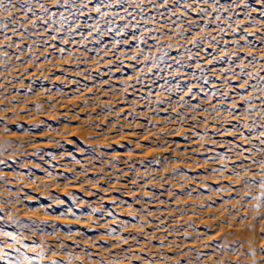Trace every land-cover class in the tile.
Returning a JSON list of instances; mask_svg holds the SVG:
<instances>
[{
    "label": "rangeland",
    "instance_id": "1",
    "mask_svg": "<svg viewBox=\"0 0 264 264\" xmlns=\"http://www.w3.org/2000/svg\"><path fill=\"white\" fill-rule=\"evenodd\" d=\"M43 2L57 13L53 16L56 23L47 25L50 31H45L41 21H36L38 27L33 28L30 19L19 29L20 34H14L11 26L6 34L0 32V161H3L0 176L4 178L0 181V209L7 214L6 219L27 223L30 227L40 225L42 232L33 234L7 223H0V227L21 231L29 242L44 245L45 249L51 245L58 254L64 245L72 255L103 264L111 260L123 264L124 258L131 264L148 261L260 264L264 259L261 255L264 219H260L264 217V207L256 211V201L245 204L242 197L249 191L244 187V180L253 178V173L258 180L261 169L250 161L245 162L243 167L235 169L241 173L237 178L231 174L232 163L242 161L243 157L235 151L224 153L219 145L212 144L213 140L222 141L227 148V138L214 133L231 131V125L240 124L244 134L251 135V142L241 139L236 142L249 148H264L256 135L264 132V116L255 111L264 108L261 103L264 93L259 91V81L255 78L264 77V41L260 39L264 32L247 27L259 20L258 14L249 16L242 8L234 12L213 10L211 15L221 16L217 22L211 15L201 18L196 12L184 13L187 5L176 8L174 0H169L168 11L164 7L153 8L148 0H143L142 6L147 11L141 13L130 3L132 14L125 20L119 19L124 15L122 11L105 9L117 16L111 27H119L121 34L107 33L109 25L95 13L87 21L80 16L61 25L59 13L73 17L74 10L68 13L63 8H55L53 0ZM221 3L228 5L230 0H221ZM249 3L256 6L255 0ZM35 7L41 16H46L38 4ZM192 7L207 8L208 5L192 4ZM173 8L175 12L170 16ZM6 16L7 13H0V19ZM225 17H231V21ZM18 19L23 17L18 14ZM236 21L247 32H254L248 40L256 45L255 49L240 38L245 33L228 31L230 22L237 27ZM86 24L99 26L107 34L100 36L94 32L88 36ZM190 24L193 38L215 36L216 40L210 43L204 39L202 47H192L188 40L181 39V35L189 33ZM73 25L80 26L79 30L73 31ZM61 27L64 30L58 31ZM257 27L264 29V24ZM149 28L155 32L146 31ZM25 29L29 30L26 34ZM80 32L84 33L83 37ZM133 33L137 41L163 34L159 44L173 46L171 50L164 48L168 56L157 61L163 71L152 68L149 72L146 65L151 66L153 61H144L142 57L139 63L128 59V56H138L140 48L154 57L162 55L159 45L154 46L151 40L147 45L139 43L129 48ZM5 35L11 39H5ZM53 35L57 37L55 41L51 40ZM65 40L69 43H63ZM117 40L124 43L116 47ZM10 43L12 47H8ZM50 44L65 48L63 56L48 47ZM105 44L112 49L106 54L102 47ZM225 48L227 57L222 50ZM189 49L192 60L188 59ZM69 52L74 55L69 56ZM233 53L247 58L233 63L236 60ZM118 56L124 57L126 71L115 67L120 63ZM252 56L256 58L254 66L248 62ZM170 57L178 58L184 67L172 63ZM209 59L213 65L207 63ZM109 65H112L111 74ZM233 70L238 75H233ZM249 73L253 78L249 79ZM225 74L232 84L248 80L256 92L251 88L234 90L225 81ZM128 75L132 79H126ZM137 78L145 84L138 86ZM205 79L209 83L205 84ZM185 87H193L194 99L180 91ZM140 88L153 94L140 96ZM168 88L170 92L165 91ZM225 88L228 98L222 95ZM212 92L221 94L213 97ZM204 93L209 94L207 99ZM181 95L186 104L180 101ZM169 100L171 103L163 106L157 103ZM245 100L252 101L250 115L245 114L249 107ZM233 101L238 106L235 121L225 110ZM213 105L221 111L209 117ZM181 112L179 119H173ZM205 118L206 124L197 123ZM193 133L202 135V139H196ZM217 151L228 156L229 171L223 174L210 171L221 167L218 160L205 162L206 157L215 158ZM251 156L264 162V152L252 151ZM246 169L248 172L244 175ZM225 175H232L235 181ZM251 191L255 193L256 189ZM57 201L77 208L80 215L66 217ZM109 211L115 216L112 220L107 218ZM241 217L247 219L241 220ZM110 229L114 230L111 234ZM53 231L59 242L48 235ZM238 245H242L239 254H233ZM197 255L202 259L198 260Z\"/></svg>",
    "mask_w": 264,
    "mask_h": 264
},
{
    "label": "snow or ice",
    "instance_id": "2",
    "mask_svg": "<svg viewBox=\"0 0 264 264\" xmlns=\"http://www.w3.org/2000/svg\"><path fill=\"white\" fill-rule=\"evenodd\" d=\"M130 3L135 4L136 8L140 9L141 13H144L147 11L145 7L142 6L143 0H141L140 3H136V0H95V3L93 0H53V4L55 8H63L66 10L68 13H72L74 10L75 15L73 17H70L69 15H66L65 12H60L59 17H60V24L64 25L65 22L69 21L70 19H78L80 16H84L85 20H89L92 16V13H95L96 16L100 18V20H103L104 23L108 24L109 27L107 29V33H111L113 31L120 32L122 33V30L118 27L116 29H113L111 25L115 24L116 22V15H110L109 11H106L105 9H118L119 11H122L124 15L119 16V19L125 20L129 15L132 13L130 12ZM148 3L156 9H160L161 7H164L165 11H168V4L169 0H148ZM176 8L181 7V5H187L184 7L183 11L184 13H189V12H196L198 15L202 17L210 16L211 12L214 10L216 12H234L236 9H243L246 14L250 16L251 13H257L259 16V20L255 24H249L247 27H251L254 29V31H261L264 32V29H258V25L264 24V0H255V5L253 6L251 3H249V0H230V3L228 5H223L221 3V0H192V3H188V0H174ZM39 5L40 10H42L43 13L46 14V16H41L37 10L35 5ZM192 4H204L208 5L207 8L205 7H199V8H194L192 7ZM91 5V7H89ZM250 9V12L248 10ZM175 8L171 10L169 15L171 16L174 14ZM0 13H7V16L4 17L3 19H0V32L7 33L10 30L11 26V31L14 34H20L19 29L23 28L25 24L28 23V21L31 19L32 20V27H38L36 21H41L43 25L45 26V31L48 32L50 31L47 27L49 22L52 24L56 23V20H53V16H56V12H52L49 10L47 5L43 2V0H0ZM87 13L88 15H85ZM18 14L19 16H22L23 19H18ZM118 14V13H117ZM239 15V13H237ZM226 19L231 21V17H225ZM134 19V17H133ZM211 19L214 21H219L221 19L220 15H211ZM195 21H193V24ZM237 27H233V24L230 22L228 26V31L230 32H236L239 30L240 32L245 33V35L241 36L240 38L245 41V44L248 45L251 49H255L256 45L252 44L248 40V36L254 35V32H247L246 28L239 22H235ZM97 24H99V20L97 21ZM78 25H73V31L79 30ZM84 27H88V36H91L94 32L99 33L100 36L106 35L107 33L101 32L99 26H94V27H89L87 24L84 25ZM138 28V25L134 26ZM217 27H220L219 24H217ZM191 28L192 24L189 25V33L187 35H181V39L188 40L192 47H202V42L204 39H208L209 42L215 41L216 37L211 36V37H200V38H193L191 36ZM63 27L58 29V31H63ZM175 31L179 32L178 29H174ZM29 30L25 29L24 33L26 34ZM146 31L148 32H155L154 29H147ZM221 31H224L223 28H221ZM170 35L171 33H167ZM80 35L83 37L84 33L80 32ZM163 38V34L160 36L153 35L151 37L145 36L142 40L137 41V37L135 33L132 34L131 41L128 43V47L131 48L133 44H139V43H144L145 45L148 44V41L151 40L153 42V45H159V48L161 50L162 55H159L157 57H154L152 55L145 54V51L143 48L139 49V55L138 56H128V59L137 61L139 63L140 57L143 58L144 61H153L151 66H147L148 71L150 72L152 68H157L160 71H163V69L160 68V65L157 61H163V57L168 56V52L163 51L164 48H168L169 50L172 49V45H162L159 44V41ZM5 39L10 40L11 38L5 35ZM57 39L56 36H51V40L55 41ZM262 41H264V35L260 37ZM45 43H47V40H45ZM63 43L68 44L69 41L65 40ZM78 43V42H77ZM116 47H120L124 42L117 40L114 42ZM239 47V45H237ZM8 47H12V44L10 43ZM48 47L52 48L54 51H58L61 56L65 53L66 49L65 48H57L55 44H50ZM103 52L106 54L108 51H111V47L108 45H103ZM183 47V45H182ZM151 48L149 49V51ZM225 52V55L227 57V49H222ZM86 51L91 52L92 49H86ZM207 51V50H204ZM69 56H73L74 53L69 52ZM97 55L100 56L101 59L104 58V56L100 53L97 52ZM233 56L236 57V60L233 61V63H237L239 59L241 58H247V57H241L237 53H233ZM4 57H7V53H4ZM47 59V57H45ZM117 59L120 61L119 64L115 65L117 69H120L121 71H126V69L123 66V59L124 57L118 56ZM172 63L179 65L181 68L184 67L182 62L178 58L170 57L169 58ZM188 59L192 60L193 56L191 55V50L189 49V55ZM255 56H252L248 62L250 64L255 65ZM99 62V61H98ZM219 62V61H217ZM207 63L209 65H213V60L209 59L207 60ZM167 67L171 68L172 64H167ZM197 69L199 71H202V69L199 68V65H197ZM139 71L143 72L144 69H138ZM179 69H177L178 71ZM210 71L212 69H209ZM109 74H111L112 71V65H109ZM62 74V73H61ZM97 75H100V73H97ZM195 75V73H193ZM233 75H238L235 70H233ZM249 79L253 78L252 74H248ZM126 79H132L131 75H128L125 77ZM162 78V77H161ZM259 81V91L264 93V77H255ZM155 79V78H154ZM187 79V77H185ZM225 81L232 86V88L235 90L237 88L239 89H247L251 88L252 92H256V87H252L251 85L248 84V80H244L242 84H232L230 80H228L227 75L225 74ZM136 83L141 84L143 83L142 79L137 78ZM204 83L207 84L209 81L207 79L204 80ZM127 87H132V85H128ZM127 87L125 88V91H127ZM149 87L150 86H146ZM161 87H163L161 85ZM177 88L179 89V82H177ZM135 90V89H133ZM165 91H171L170 88L165 89ZM181 92L187 94L189 99H194L195 98V93L193 87H185L183 89H180ZM200 92H204L203 89H199ZM153 93L151 91L148 92V95L151 96ZM221 93L218 92H212L211 95L213 97L220 95ZM208 93H204V98L207 99ZM222 95L225 98H228V90L225 88L224 92ZM143 99V97H142ZM180 101H183L185 104L187 101L184 100V96H180ZM253 99H256V97H253ZM246 104L249 105L247 109H245V114H251L253 111L252 109V101L251 100H245L244 101ZM161 106H163L164 103H171V100L167 102H157ZM198 103V101H197ZM261 103L264 104V100H261ZM230 115H232L233 121L237 120V112H238V106L237 104L233 101L232 106L230 108L225 109ZM200 111H205L207 112V109H201ZM221 111V108L216 107L213 105L212 111L208 113L209 117H214L218 112ZM258 115L264 116V108L260 109H255ZM183 113H178L176 117H173V119H179L180 116H182ZM191 119V118H189ZM185 122H187L185 120ZM197 123H207V118L197 121ZM255 121H253V124ZM231 131L228 129H224L222 132H216L214 135H222L227 138V144L228 147L224 148V142L222 141H217L213 140L212 144L213 146L219 145L221 149H223L224 153L232 152L235 151V154L237 156L243 157L242 161H233L232 163V175H235L237 178L241 177L240 172H236L235 169L238 167H243L245 162H251L252 164L256 165L257 168H260L261 171L259 172V179H255L254 177L256 176V173H253V178H250L248 180H244V187L248 188L249 191H246L244 193V196L242 199L244 200V203L247 204L249 201L255 200L256 204L254 206V209L258 211L261 207H264V162L256 161L255 159L252 158L251 153L252 151H260L264 152V148L260 149H254V148H249L245 147L244 145L238 144L236 141L237 139L249 141L251 142V135H245L244 132L241 130L243 125L240 124H235L231 125ZM249 127V133L252 132V127L251 125ZM264 127V125H262ZM7 131V129H5ZM193 135H199L198 133H193ZM257 137L260 139V143L264 145V132H258L256 133ZM202 139V137H201ZM209 151L214 150L213 148H209ZM211 159L213 163H216L217 160L221 164V167L219 169H211L210 171L214 173H220L223 174L224 172H228L229 168L227 167V162H228V156L226 154H222L221 152L217 151L215 158L211 157H206L205 162H208V160ZM3 161H0V164H2ZM248 170L246 169L244 172V175H247ZM179 174V173H177ZM51 175V173H49ZM3 176H0V181H3ZM231 187V186H229ZM252 188L256 189V192L254 193L251 191ZM239 189H237L238 191ZM188 195H191V192L188 193ZM8 203L7 200L4 201V204L6 205ZM143 211V210H141ZM179 211V209H177ZM6 213L0 209V223H7L10 226L15 225L16 229H25L33 234H35L36 231H41L42 228L40 225L33 224L31 227L27 223H21L19 221H16L11 218L6 219ZM108 215L111 216L112 213L109 211ZM241 220L247 219V217H241ZM260 219H264V217H260ZM239 222V221H238ZM114 230H109V234H111ZM78 235L80 233H77ZM48 235H52L55 237L57 242H59V237L55 235V231L52 233H48ZM68 235H71V232L68 233ZM262 238H264V232L261 234ZM25 237L23 235V232L21 231H5L2 227H0V264H45V261H47V264H74L75 260L80 259L79 256H73L71 253L67 252V248L64 245H61L62 253L67 255V261L62 259H48L49 256H57L58 253L56 252L55 248L52 247L51 245L48 246L47 249H45L44 245L37 244L36 242H33L31 246L29 244L25 243ZM133 239H136V237H133ZM124 243H127V240H124ZM242 245H238L234 251L233 254H239V247ZM32 252L34 255L30 256L28 253ZM90 255V254H89ZM251 255L254 257L255 252L251 253ZM261 255L264 257V247L261 248ZM197 259L201 260L202 257L197 255ZM99 264H103L102 261L99 262ZM119 264V262H117ZM218 264H230V262H218ZM260 264H264V259L261 260Z\"/></svg>",
    "mask_w": 264,
    "mask_h": 264
},
{
    "label": "bare ground",
    "instance_id": "3",
    "mask_svg": "<svg viewBox=\"0 0 264 264\" xmlns=\"http://www.w3.org/2000/svg\"><path fill=\"white\" fill-rule=\"evenodd\" d=\"M150 81V80H149ZM142 84H145V81L143 80V83ZM137 85L139 86V84L137 83ZM141 90H140V92L138 93V95H140V96H144L145 94H147V96H148V92H146V91H144L143 89L144 88H140ZM136 90H138V88L136 89ZM124 120V119H123ZM103 129V128H102ZM190 130L192 129V128H189ZM193 130V129H192ZM130 134V133H129ZM131 135V134H130ZM133 135V134H132ZM201 137H202V135H196V139H201ZM226 177H231V179L233 180V181H235V178L231 175V176H228V175H225ZM57 206L59 207V208H62V212H63V214L66 216V217H78L79 215H80V212H79V210L76 208H74V207H72V206H69V205H67V204H62V202L61 201H57ZM107 218H110V220H112V219H114L115 218V216H108ZM5 231H9V230H5ZM25 243H27V244H29V246H31V244L33 243H31V242H29L27 239H25ZM30 256H32V255H34V253H32V252H29L28 253ZM73 256H77V255H73ZM80 257V259H78V260H75L74 261V264H99V262L97 261V260H94V259H88V258H86V257H84V256H79ZM67 255L66 254H64V253H59L57 256H49L48 257V259H62V260H65V262L67 261ZM122 262H124L123 264H131V263H129L128 261H127V259L126 258H124V259H122ZM45 264H47V261H45ZM108 264H117V260H111L110 262H108ZM147 264H155L154 262H151V261H148L147 262Z\"/></svg>",
    "mask_w": 264,
    "mask_h": 264
}]
</instances>
